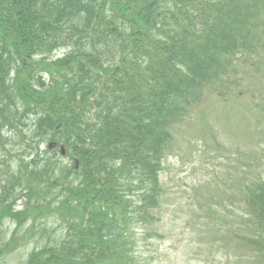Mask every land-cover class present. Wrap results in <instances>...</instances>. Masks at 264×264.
Wrapping results in <instances>:
<instances>
[{"label":"trees","instance_id":"obj_1","mask_svg":"<svg viewBox=\"0 0 264 264\" xmlns=\"http://www.w3.org/2000/svg\"><path fill=\"white\" fill-rule=\"evenodd\" d=\"M260 30L264 0H0V227L16 222L9 238L0 231V264L27 241L21 220L33 236L44 218L64 235L22 264H144L136 242L162 234L168 126L188 121L237 55L260 49ZM47 136L65 145L66 165L39 155ZM257 156L231 163L216 179L229 194L186 223L194 256L216 248L232 264H264Z\"/></svg>","mask_w":264,"mask_h":264},{"label":"rangeland","instance_id":"obj_2","mask_svg":"<svg viewBox=\"0 0 264 264\" xmlns=\"http://www.w3.org/2000/svg\"><path fill=\"white\" fill-rule=\"evenodd\" d=\"M260 41L264 44V37L261 36ZM259 54L261 55V57L254 60L250 59L251 57H249V54H245V56L243 57V61H246V64L248 65L246 67L248 71L244 73V78L246 79V84L250 85V87L256 85L259 89V92H264V50H260ZM237 58L238 56H236L235 59L239 61V58ZM237 61L235 62V65H239V67L244 66V63L238 64ZM255 63L257 65L256 68H254ZM239 67L238 69L240 70ZM240 74L241 72H239V76ZM234 87L238 89L237 85H235ZM242 90H246L247 92V89L245 88H243ZM217 100V93H213L210 95L209 102L211 106H213L215 104V101ZM263 104L264 98L261 101V105ZM197 112V110H193L192 112H190L192 115V119L195 118ZM249 113L251 114L250 111ZM240 119L241 121H248L245 116H242V118ZM210 124V127L214 129V133L217 134V142L214 143L210 139V137L207 136V145L205 147H199L201 143L188 142L192 139V136L196 135V133L193 132L192 128H199V125L195 121H193L192 123L184 122L183 125L180 126L182 128V131L177 129L174 132V141L176 146H174V148L170 150V157L166 159V161H164L165 165L160 177L164 204L162 211L167 217H169V222H167L168 232L166 233L163 242L155 243L153 246L154 250L164 249V251H167L168 254L164 255V252H160V255L162 256L153 257V255L151 254L153 252V249L151 247H148L147 249H144L141 254V257L144 260V264H162L167 261H170V263L165 264H175L176 259L183 255L184 247L185 257L188 258L187 253L189 250L186 249V245L189 240L188 233L191 232V229L186 226V223L198 226L199 222V220L197 219L199 215H193L191 210L189 209V205L191 204L193 196L192 190L200 193L202 196H205V198L216 196L217 193L214 189L210 188H204L200 190L198 188H192L198 184H203L210 178H214L217 174H223L225 170H227V168L233 166L227 161L228 159L232 158L231 154H228L226 152L231 150L229 142H236V146L238 148L242 150L246 149L243 141H248V137L243 134V126L237 125L231 127V124H227L219 120H215L213 122L211 120ZM233 130L238 131L237 136H235ZM39 155L43 156L44 160H59L63 165H66L68 163L66 159H60V157L58 158L55 153H47L46 142H43V145L40 146ZM232 159L234 160V158ZM12 166L13 164H11V167ZM4 182L5 180L0 177V184H3ZM47 199H49L48 196L45 198V200ZM21 222L23 223L22 220ZM25 225L26 226H22L23 228L20 229L17 236H24V233L26 232L27 226L29 224L27 223ZM35 227L37 230L36 232H34L33 236L31 235L30 237H27V241L24 243V245L20 246L17 249L15 254L12 255V258L7 262V264L24 263L32 250L43 247L45 246V244L51 245L53 242L59 241L64 235L62 229H60L53 222V220H38V222H36L35 224ZM13 230L14 225L9 222L4 223L0 227V231L3 233L2 235H5V238H9ZM206 254H208V251H205L204 255ZM195 262L197 263L198 261ZM196 263H194V261H191V263L186 264Z\"/></svg>","mask_w":264,"mask_h":264},{"label":"water","instance_id":"obj_3","mask_svg":"<svg viewBox=\"0 0 264 264\" xmlns=\"http://www.w3.org/2000/svg\"><path fill=\"white\" fill-rule=\"evenodd\" d=\"M52 146H54V144H49V148H52ZM61 152H62V154L64 155L65 154V152H64V150H63V147H61Z\"/></svg>","mask_w":264,"mask_h":264}]
</instances>
